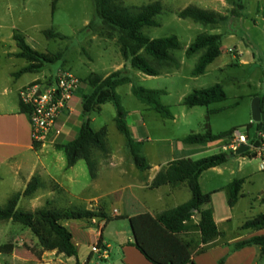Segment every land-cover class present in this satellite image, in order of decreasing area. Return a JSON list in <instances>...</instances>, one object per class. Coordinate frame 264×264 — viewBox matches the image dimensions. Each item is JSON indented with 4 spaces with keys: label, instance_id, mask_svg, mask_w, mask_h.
Masks as SVG:
<instances>
[{
    "label": "crops",
    "instance_id": "1",
    "mask_svg": "<svg viewBox=\"0 0 264 264\" xmlns=\"http://www.w3.org/2000/svg\"><path fill=\"white\" fill-rule=\"evenodd\" d=\"M30 1L0 0V185L18 190L10 193L11 195L8 194L9 201L13 195L23 193L31 180L37 177L40 179L42 186L30 198V202L32 205H38V209H43L48 204L55 205V189L52 186L55 187L56 185L57 191L63 197H66V204L65 202L64 204L67 205V208L83 207L88 210H101L105 213L106 218L100 219L99 222L96 219V224L92 222H89L91 224L87 222H69L66 224L73 235V244L77 250L76 257L65 258L64 260L62 258L64 257L63 254L41 248V250H38L40 253L38 256L32 259L20 260L17 255L19 251L18 244H15L16 247L11 253L4 254L0 252V258L7 257L0 264H93L90 247L98 241H103L110 247L111 258L107 264H152L134 246V236L129 219L141 214H150L156 217L163 212L176 209L191 201L192 194L186 184L177 188L164 186L152 189V183L164 167L175 161L182 159L197 161L219 153L231 155L232 153L228 149L230 140L225 139L200 145L185 143L183 139L191 134H204L207 131L213 134L228 132L215 131L211 119L223 114L228 108L236 110L240 106L239 99L241 97L234 95V102L230 106H226L224 103L231 100L226 93V101L202 107L207 109L204 132L191 130L182 136H167L162 133L155 135L148 122V115L155 112V115L160 117L155 116V120L160 121L158 123L161 131L168 123L177 125L178 115L176 114L172 113L173 118L166 119L157 111L146 106L145 103L142 110L130 112L129 115L133 114L135 120L132 125L128 124V127L133 140L140 144L141 155L150 167L146 171L136 167L127 142L124 150H114L108 143V127L105 125L99 129L93 128V123L96 121L94 114L101 115L104 107L111 103L105 104L101 107L100 112L90 116L91 127L95 131H100L103 128L108 130V154L95 153L94 159L98 164L96 177L90 175L88 166L83 160L68 169L65 147L78 137L86 120L82 110V102L83 96L90 92V88H85L84 84L82 85L70 102V111L61 117L53 133L44 144L36 145L33 143L29 113H23L20 108V93L31 84H40L43 87L51 86L54 84L55 79L51 75L42 76L41 73L44 68L40 71L27 72L16 76V74L27 68L30 63L26 59L17 57L20 49L15 36H22L27 45L31 47L26 37L19 33L18 28H21L22 32L25 33L37 28L38 25L33 24L32 20L38 14L44 18L48 16L52 19L56 14L57 4L61 0H53L52 3L48 1V9H31L29 8ZM237 1L241 0H189V6L214 11L225 16L228 10L234 9ZM37 4L39 5L40 2ZM232 14L235 18H239L241 11H234ZM9 21L12 23L9 24ZM220 29L221 27L212 30L219 31ZM31 48L37 51L33 47ZM224 51L222 48L221 56L206 68L204 74L193 76L192 72V77L197 78L206 75L218 63L225 53ZM227 53L231 55L234 53V56L230 63L219 68L221 72L227 66L247 65L254 60V57L244 60L242 51L239 52L237 48L233 51L229 50ZM196 55H199V58L201 56V54ZM181 64L179 61V67H167L168 72L172 74L178 71ZM126 67L125 64L118 71L124 70ZM92 74L95 73H91L89 76ZM130 86L132 89V85ZM221 86L225 90V86ZM167 93V91H164L163 96H166ZM187 96L181 98L180 103L182 105H184ZM260 102L262 107L261 99ZM189 108L193 109L195 107ZM262 111L264 112V109ZM183 115L186 116V112H183ZM116 117L117 113L113 117L115 124ZM235 129L232 128L229 131ZM57 130L61 131L60 135L56 134ZM220 148L221 151L214 152L217 149L220 150ZM236 180L243 181L242 190L236 205L230 207L229 186ZM110 183L113 184L112 188L107 189V191L104 190V186ZM200 187L204 194H212L211 203L204 208L213 210L220 236L208 244H203L199 229L200 215L195 213L187 223V230L180 236L191 245L192 263L189 264H264V255H262L260 247L234 249L241 242L257 236H264V229H243L245 223L264 214V171L261 169L260 160L249 156H236L228 159L225 164L204 172L200 177ZM254 192L259 194L256 201L252 199ZM219 197L226 199L228 202L229 208L224 216H219L218 213L216 199ZM107 198L111 199L110 202L107 201ZM240 205H247L246 211L251 215L245 217L246 215L243 213L244 217L238 223V227H235L238 230L237 233L235 229L231 228L230 223ZM257 205H259L260 211L252 213L251 211L255 212ZM57 209L60 210V208ZM83 251L85 257L81 261L80 255ZM39 256L42 257L41 259L44 262H40Z\"/></svg>",
    "mask_w": 264,
    "mask_h": 264
},
{
    "label": "trees",
    "instance_id": "2",
    "mask_svg": "<svg viewBox=\"0 0 264 264\" xmlns=\"http://www.w3.org/2000/svg\"><path fill=\"white\" fill-rule=\"evenodd\" d=\"M95 13L102 20V25L108 30V38H118L121 55L126 62L140 72L157 77L161 75L164 66L179 67V61L174 52L182 46L177 36L162 39H151L144 33L145 28L158 27L156 18L163 12L160 2H154L141 7H128L121 0H93ZM55 7V4H54ZM181 19H191L203 26H217L228 21L214 11H207L195 6H189L178 13ZM48 39H65L54 30L45 32ZM20 53L18 58L26 59L30 65L16 76L40 71L47 64L63 59V53L44 54L29 47L22 36L16 35ZM223 36L220 34H201L186 51L187 57L201 54L193 71V76L205 73L206 68L222 54ZM90 92L83 96L82 110L86 117L78 137L65 147L67 168L74 167L79 161L86 162L90 175L96 177L98 164L94 159L95 153L108 154V130L103 128L95 131L91 127L90 116L101 111V107L111 103L116 108L117 129L127 140L128 147L136 167L142 171L150 169L147 161L141 155V146L131 137L126 122L127 113L121 105L117 89L124 85H132L133 94L143 103L149 105L162 117L172 119L173 115L161 102L164 91L148 90L133 84V79L124 70L114 72L107 77L92 74L87 79ZM227 100V95L221 85L196 90L184 100L188 107H208L212 104ZM23 113H29V108L21 101ZM262 109L264 102L262 101ZM236 130V129H235ZM235 130L222 134H213L207 131L204 134H191L183 139L188 144L206 145L220 140H231ZM259 130V129H258ZM260 132V130H259ZM258 144V142H256ZM229 154L219 153L197 161L182 159L164 167L152 183V189L164 186L177 188L186 184L192 194L190 202L159 214L154 217L150 214H141L129 219L134 236V246L152 264H189L192 263L191 245L180 236L188 226L187 223L195 213L200 215L199 229L202 243L208 244L220 236L212 209L204 207L211 203L212 194H204L200 187L201 175L213 168L219 167L228 161ZM249 156V152L242 155ZM243 181L236 180L230 186L229 206L234 207L240 197ZM39 178L34 177L23 193L13 195L4 207H0V222H14L30 229L38 238L41 247L46 251H58L68 258L76 257L77 250L73 244V235L66 227L69 222H91L94 219H105L101 210L72 208L56 210L48 204L45 208L35 212H26L18 209L23 197L31 198L41 188ZM194 211V212H193ZM244 230L264 229V214L248 221ZM258 246L264 255V236H257L237 244L234 249ZM8 253L13 251V248Z\"/></svg>",
    "mask_w": 264,
    "mask_h": 264
},
{
    "label": "rangeland",
    "instance_id": "3",
    "mask_svg": "<svg viewBox=\"0 0 264 264\" xmlns=\"http://www.w3.org/2000/svg\"><path fill=\"white\" fill-rule=\"evenodd\" d=\"M48 1L53 0H31L29 8L48 9ZM124 5L130 7H141L154 2H161L163 12L156 18L160 24L158 27L145 28L144 33L151 39H162L170 36H177L181 43V50L174 52L175 57L182 63L178 71L170 74L167 67L161 69V75L157 77L148 76L139 70L133 68L126 62L121 55L118 38H108V30L102 25V20L96 16L93 0H61L57 4L56 14L51 19L45 18L38 14L32 20L33 24H37V28L28 32H22L18 28L19 33L26 37L29 45L38 52L44 54L63 53V59L44 67L42 76H53L54 79L59 70H67L82 81L85 88L89 87L85 80L91 73L106 76L123 68L126 64L125 71L133 79V84L148 90L167 91L166 96L161 97L163 105L167 106L171 113L178 115L177 125L168 123L166 127L160 131V124L155 120V116L148 115V122L153 134L162 133L167 136H182L188 131L204 132L205 117L207 109L195 107L190 109L180 103L182 97L190 95L195 90L207 89L216 84L225 86V91L231 100L224 103L230 106L233 102V96H239V105L236 110L228 108L223 114L215 116L211 119L213 129L215 131H229L232 128L241 131L243 134L248 133L250 144L259 141L258 124L252 119V103L255 98H260L264 102V0H241L237 1L234 9L228 10L227 22L217 26H203L195 23L191 19H181L178 13L189 6V0H121ZM40 2L38 5L37 3ZM240 2V3H239ZM244 7V9H243ZM259 8V10H258ZM243 9V10H242ZM241 11V16L235 18L232 12ZM12 22L9 21V24ZM17 23V22H16ZM221 29L212 30L216 28ZM54 29L56 32L65 37V39H48L44 32ZM222 34V48L225 50L223 56L218 63L210 69L206 75L193 78L192 72L198 62L199 55L187 57L186 51L194 43L196 38L203 34ZM233 35V37H231ZM235 48L242 51L243 59L249 60L253 58L247 65L227 66L221 72L219 68L231 62ZM82 87V86H81ZM121 105L127 113L126 122L132 125L135 117L129 115L130 112L142 110L145 104L140 101L132 92L130 85H125L117 89ZM149 108V105L146 104ZM186 112V116L183 115ZM116 108L113 104L104 107L101 115H96V121L93 123L94 129L107 126L109 130L108 143L114 150H124L127 142L125 136L119 132L113 117L116 115ZM159 120V119H157ZM170 124V125H169ZM221 151L217 149L214 152ZM251 155V151L249 152ZM259 163V161H257ZM113 184L104 186V190L111 189ZM55 189L54 203L49 207L58 210L72 209L68 207L65 200ZM18 189V188H16ZM12 187L0 185V206L4 207L7 203L10 193H14ZM60 194V195H59ZM11 195V194H10ZM259 194L254 192L253 200L258 199ZM110 198L107 201L110 202ZM65 202V204H64ZM244 204V203H242ZM219 216H224L228 210V202L226 199L219 197L216 199ZM247 205H240L238 211L233 216L230 223L231 228L238 227L241 222L243 213L248 217ZM259 205L256 206L255 212L258 213ZM66 208V209H65ZM83 208V207H80ZM18 209L26 212H35L38 205H32L30 198L23 197L20 200ZM85 209V208H84ZM99 222V220H97ZM92 222V221H91ZM89 223V222H87ZM91 224V223H89ZM236 230V229H235ZM238 233V230H236ZM19 249L18 257L21 259H32L38 256L41 244L34 233L14 222H0V252L8 254L12 247ZM20 244V246H19ZM58 252V251H56ZM60 254V253H59ZM64 260L68 257L63 254ZM40 259L42 258L39 256ZM85 257V252H81L80 260ZM72 258V257H71ZM7 257L0 258L6 260ZM10 262V261H9ZM40 262H44L43 259ZM95 262V261H94ZM93 262V264H95Z\"/></svg>",
    "mask_w": 264,
    "mask_h": 264
},
{
    "label": "built area",
    "instance_id": "4",
    "mask_svg": "<svg viewBox=\"0 0 264 264\" xmlns=\"http://www.w3.org/2000/svg\"><path fill=\"white\" fill-rule=\"evenodd\" d=\"M81 86L82 81L76 75L60 70L53 85L43 87L40 84H31L21 91V101L29 108L34 144H44L49 139L61 117L70 111V102ZM60 133V130L56 131L57 135ZM258 138V144H250L248 133L235 130L228 149L234 154L241 146H248L253 158L260 160L261 169L264 171V133L258 132ZM92 223L96 224V219ZM90 252L95 264H107L111 258L110 247L103 241L93 244Z\"/></svg>",
    "mask_w": 264,
    "mask_h": 264
},
{
    "label": "water",
    "instance_id": "5",
    "mask_svg": "<svg viewBox=\"0 0 264 264\" xmlns=\"http://www.w3.org/2000/svg\"><path fill=\"white\" fill-rule=\"evenodd\" d=\"M252 119L254 123L258 124V129L264 133V112L262 111L261 102L259 98H255L252 103ZM247 152H249V147L243 145L237 150L236 153L229 155L228 159H232L236 156H242Z\"/></svg>",
    "mask_w": 264,
    "mask_h": 264
}]
</instances>
